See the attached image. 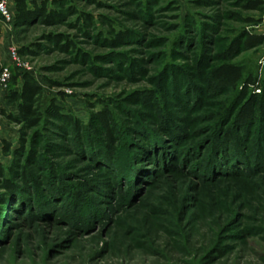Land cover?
I'll list each match as a JSON object with an SVG mask.
<instances>
[{
  "label": "rangeland",
  "instance_id": "374dc122",
  "mask_svg": "<svg viewBox=\"0 0 264 264\" xmlns=\"http://www.w3.org/2000/svg\"><path fill=\"white\" fill-rule=\"evenodd\" d=\"M49 1L60 13L51 23L0 17V69L9 67L11 84L16 72L33 74L43 105L56 97L81 132L61 122L24 129L31 152L17 158L15 188L0 178V264H264V165L250 154L264 141V104L242 123L244 83L222 88L209 79L230 61L245 78L264 80V42L230 50L244 31L264 35V4ZM113 31L125 35L117 48ZM57 36L76 46L62 50ZM4 107L0 89V161L9 167L3 141L18 148L21 126ZM105 108L113 153L94 118Z\"/></svg>",
  "mask_w": 264,
  "mask_h": 264
},
{
  "label": "trees",
  "instance_id": "16d2710c",
  "mask_svg": "<svg viewBox=\"0 0 264 264\" xmlns=\"http://www.w3.org/2000/svg\"><path fill=\"white\" fill-rule=\"evenodd\" d=\"M14 1L13 5L10 2V7L13 12V24L15 26L27 25L33 23L36 19L44 23H51L55 18L59 17L60 13L57 12L56 7H50L49 0H11ZM53 4L60 5L58 0H54ZM263 0H247L244 10H261L263 8ZM68 11L71 13L78 12L74 8H69ZM0 17L2 18L1 14ZM247 24L256 22V20L247 16L244 18ZM111 47L117 48L123 44L124 33L113 31ZM242 39H236L230 50L236 52L240 46L246 49L255 48L264 42L263 34H256L250 31H244L242 34ZM54 41L59 45L64 51H68L69 48L76 46L72 41L62 36H57ZM32 53V51H29ZM27 54V53H26ZM209 79L217 87L222 88H233L239 89L240 85L244 83L243 88L240 90L241 99L244 103L239 110V114L242 117V123H245L248 118L254 113V109L258 105L259 100L264 104V80H258L255 76L249 75L245 78L244 68L235 62H222L214 66L210 73ZM12 78V77H11ZM11 80L4 90V99L7 107L2 109L3 116L11 123L20 125L21 134L19 138V147L12 151V143L8 140L3 141V150L5 154L12 153L14 156V162L6 167L3 162L0 161V178L4 181L8 190L14 189L15 185L12 180L15 165L17 163L18 156L27 155L29 156L31 149L28 147V139L24 129H34L41 126L44 122H61L66 126L68 131L73 132V136L80 137L81 123L79 118L72 115L66 110L65 106L56 97H53L49 103L43 105L44 96V85L37 79L33 74L29 72H16L13 75V84ZM51 86H56V83L49 79ZM251 90V94L250 93ZM94 118L103 127L105 132L106 140V151L109 150L111 153L116 152V136L115 130L113 129V114L107 109H102L98 111ZM90 124L86 125L89 126ZM255 151L250 152L252 155H256L255 164L257 166L264 165V141L263 139L256 140ZM237 149V148H236ZM226 151L228 148H224ZM233 154V153H232ZM230 157V156H229ZM228 158V157H226ZM241 156H234L235 160H241ZM215 160L212 162L214 164ZM28 170L25 168L22 173V179H28Z\"/></svg>",
  "mask_w": 264,
  "mask_h": 264
},
{
  "label": "built area",
  "instance_id": "2783aa9c",
  "mask_svg": "<svg viewBox=\"0 0 264 264\" xmlns=\"http://www.w3.org/2000/svg\"><path fill=\"white\" fill-rule=\"evenodd\" d=\"M11 0H0V14L2 16V19L5 23L8 25L13 24V12L10 7ZM18 49L17 47H12L10 54L13 58V60H18ZM11 79V71L9 67H3L0 69V89L7 88L8 83Z\"/></svg>",
  "mask_w": 264,
  "mask_h": 264
}]
</instances>
